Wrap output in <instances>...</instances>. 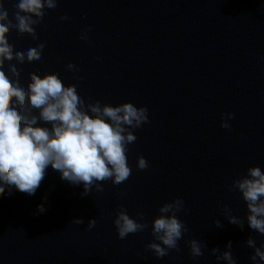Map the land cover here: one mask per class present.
<instances>
[{"label": "water", "instance_id": "water-1", "mask_svg": "<svg viewBox=\"0 0 264 264\" xmlns=\"http://www.w3.org/2000/svg\"><path fill=\"white\" fill-rule=\"evenodd\" d=\"M5 6L14 11L12 0ZM46 13L35 36L9 34L17 49L45 43L40 60L16 65L21 83L30 72H56L86 101L146 106L149 123L134 129L122 184L102 181L103 191L82 195L49 166L34 195L0 192V264H227L217 257L228 241L236 264H252L246 240L264 235L248 226L233 180L252 165L264 170V0H57ZM222 112L234 113L231 130ZM138 155L146 169L136 167ZM174 197L184 201L177 216L188 230L179 251L158 258L146 247L151 220ZM121 205L136 219L142 211L148 228L120 239L113 218ZM191 239L203 255H191Z\"/></svg>", "mask_w": 264, "mask_h": 264}, {"label": "clouds", "instance_id": "clouds-1", "mask_svg": "<svg viewBox=\"0 0 264 264\" xmlns=\"http://www.w3.org/2000/svg\"><path fill=\"white\" fill-rule=\"evenodd\" d=\"M6 2L8 0H0V192L10 194L15 188L34 195L49 166L59 172L62 180L82 185V195H88L93 188L103 191L102 181L111 180L114 185L124 183L132 173L128 145L137 139L134 129L149 123L147 107L130 101L115 105L86 101L78 94L76 84L63 83L56 72H30L24 86L16 65L26 58L40 60L45 43L29 41L21 50L10 43L9 34L15 30L18 35L35 36L37 20L47 14V9H55L57 0H12L14 11L11 14ZM60 19L69 17L62 14ZM90 30L91 26L86 25L79 38L88 40ZM13 60L16 63H8L6 69L5 62ZM66 68L79 71L71 62ZM220 117L221 127L231 130L229 121L234 113L222 112ZM148 166L145 157L138 155L136 167L143 170ZM233 187L246 203L248 226L264 235V170L258 165L249 166L246 174L233 180ZM183 208V199L174 197L161 204L159 214L152 218L153 240L146 247L153 250L156 257L166 256L170 249L179 251L178 241L188 230L177 216ZM37 211H45L43 203L37 205ZM136 215L139 219L119 206L113 224L120 239L148 228L143 212L138 211ZM228 220L241 224L236 216L230 215ZM72 222L84 223L80 217L73 218ZM216 223L220 226L219 221ZM95 225L96 220L90 218L87 227L91 229ZM187 244L194 258L203 255L199 241L191 239ZM246 244L253 249L252 264H264V241L257 244L249 237ZM231 248L232 242L228 241L226 250L217 260L236 264Z\"/></svg>", "mask_w": 264, "mask_h": 264}]
</instances>
